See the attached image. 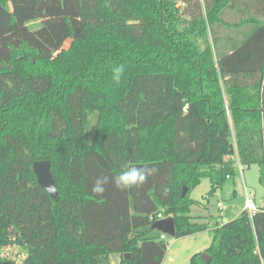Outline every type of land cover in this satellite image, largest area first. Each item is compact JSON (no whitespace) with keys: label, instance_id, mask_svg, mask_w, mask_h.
Instances as JSON below:
<instances>
[{"label":"trees","instance_id":"obj_1","mask_svg":"<svg viewBox=\"0 0 264 264\" xmlns=\"http://www.w3.org/2000/svg\"><path fill=\"white\" fill-rule=\"evenodd\" d=\"M233 156L264 179V0H0V264L8 248L19 264H161L158 214L174 239L208 231L210 261L191 264H264V208L213 228L187 217L200 180L214 194L234 176ZM132 166L158 172L116 189Z\"/></svg>","mask_w":264,"mask_h":264},{"label":"rangeland","instance_id":"obj_2","mask_svg":"<svg viewBox=\"0 0 264 264\" xmlns=\"http://www.w3.org/2000/svg\"><path fill=\"white\" fill-rule=\"evenodd\" d=\"M186 21L187 17H183V24ZM28 27L32 31L37 30L40 27V22H30ZM68 44L69 41H66L64 47H67ZM96 123L97 112H89L85 119L83 132L85 145L92 143ZM233 159L236 161L234 162V176L225 180L221 188L216 190L214 194L210 191L208 179L200 180L199 185L190 192L189 197L193 204L187 217L192 222L207 224L213 228L237 218L244 207L245 193L252 199L257 209L264 208V179L261 180L262 168L258 165L242 167L238 165L236 156H233ZM217 201L222 204V209L216 208ZM210 214H212V217L208 221L207 217ZM155 233L159 232L153 231V234ZM162 240L167 245V250L161 264H191V258L194 255L201 256L205 254L213 242L208 231H202L179 239L164 235ZM18 250L17 248H8L4 250L2 256L9 259L13 264H19L23 254ZM111 262L115 264V256H112Z\"/></svg>","mask_w":264,"mask_h":264},{"label":"clouds","instance_id":"obj_3","mask_svg":"<svg viewBox=\"0 0 264 264\" xmlns=\"http://www.w3.org/2000/svg\"><path fill=\"white\" fill-rule=\"evenodd\" d=\"M124 65H118L113 69V81L115 84L119 85L121 78L124 74ZM158 172V169L154 167H126L114 179L111 180V183L114 187L121 191H128L134 187H141L150 176L155 175ZM110 178L108 176H100L96 178L95 182L92 185L91 191L97 196H102L106 191V185L109 184ZM49 191L55 192V185H49ZM172 191L170 186H165L162 189V195L167 197Z\"/></svg>","mask_w":264,"mask_h":264},{"label":"water","instance_id":"obj_4","mask_svg":"<svg viewBox=\"0 0 264 264\" xmlns=\"http://www.w3.org/2000/svg\"><path fill=\"white\" fill-rule=\"evenodd\" d=\"M171 2H175L176 0H170ZM262 111V109H260ZM32 171L34 173V176L36 178L37 185L47 194L49 197L53 200H57V190L55 187V192L49 191V185L54 184V180L52 178L51 172H50V164L48 161L41 160V161H35L32 163ZM55 185V184H54ZM187 192L186 188H183L182 195L184 196ZM151 230L157 231L162 235H167L170 237H175V226H174V220L171 217L164 218L162 220H157L153 223L151 226ZM123 258L128 260L130 258V254H124ZM202 260H204L206 263L210 261V257L205 253L200 256ZM4 264H10V263H4Z\"/></svg>","mask_w":264,"mask_h":264},{"label":"built area","instance_id":"obj_5","mask_svg":"<svg viewBox=\"0 0 264 264\" xmlns=\"http://www.w3.org/2000/svg\"><path fill=\"white\" fill-rule=\"evenodd\" d=\"M238 163V162H237ZM239 165V163H238ZM245 201H244V207H243V211L246 212L248 214L249 217H251L252 215H254L255 213H257L259 211V209H257L252 201V199L249 198L248 194L245 193ZM217 208H222L221 204H217ZM164 219L162 217L161 214L157 215V220H162ZM161 239L164 238V235L161 234Z\"/></svg>","mask_w":264,"mask_h":264},{"label":"crops","instance_id":"obj_6","mask_svg":"<svg viewBox=\"0 0 264 264\" xmlns=\"http://www.w3.org/2000/svg\"><path fill=\"white\" fill-rule=\"evenodd\" d=\"M227 31H228V30H227ZM227 49H228V47H227ZM217 204H221V203H219V202L217 201V203H216V208H217ZM221 206H222V204H221ZM222 208H223V206H222ZM222 208H221V209H222ZM217 209H220V208H217ZM242 212H243V210H242ZM242 212H241V213H242ZM241 213H240V214H241ZM240 214H239V215H240ZM211 215H212V214H210V215L207 217L208 221H209V218L212 217ZM232 220H233V219H232ZM208 221H207V223H208ZM230 221H231V220H230ZM208 224H209V223H208ZM221 224H223V223H221ZM155 234L160 235V233H155ZM112 256H115V258H116V262H115V264H118V262H119V256H116V255H112ZM112 256H110V258H109L111 264H113V263L111 262Z\"/></svg>","mask_w":264,"mask_h":264}]
</instances>
